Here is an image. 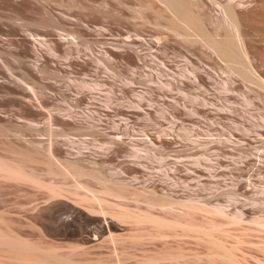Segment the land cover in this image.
Instances as JSON below:
<instances>
[{
    "label": "rangeland",
    "instance_id": "374dc122",
    "mask_svg": "<svg viewBox=\"0 0 264 264\" xmlns=\"http://www.w3.org/2000/svg\"><path fill=\"white\" fill-rule=\"evenodd\" d=\"M186 1L208 32H235L212 0ZM218 1L254 45L239 73L161 0H0V264H225L223 250L264 264L252 220L264 216V0ZM50 137L66 162L125 176L135 194L123 193L141 200L105 214L51 193L31 177L51 167L34 144Z\"/></svg>",
    "mask_w": 264,
    "mask_h": 264
},
{
    "label": "bare ground",
    "instance_id": "6f19581e",
    "mask_svg": "<svg viewBox=\"0 0 264 264\" xmlns=\"http://www.w3.org/2000/svg\"><path fill=\"white\" fill-rule=\"evenodd\" d=\"M163 1L167 7V9H170L176 20L182 25L188 26L190 28H200L205 29L208 38L207 40H203L206 46H210L212 48L213 52L218 54L220 57L225 58L233 65H236L241 60V51L245 54L247 53H255L254 51V45L246 40L241 38V23H242V16L241 12L237 10L235 6L232 4L224 6V8L218 4V0H212V4L214 6L212 15H214L216 22L218 23V27L223 24H230L231 27H234L235 32H227L226 36L223 38H218L214 33H210L206 30L204 21L205 18L198 13H194L191 9V4L189 1L186 0H161ZM221 8V13L219 14V11ZM229 21V22H228ZM231 71L235 70V73H239V69L231 65ZM52 118V119H51ZM50 121L54 118L51 117ZM52 122V121H51ZM50 122V123H51ZM54 122V120H53ZM49 123V124H50ZM54 124V123H53ZM51 127V126H50ZM84 128H94L96 130H100L96 124H89L85 126ZM69 138V137H67ZM70 139V138H69ZM43 140V139H42ZM112 142H122L124 141L122 137L115 135L110 138ZM58 141H55L53 137H50L48 142H44L41 140L35 141V146L41 151H44V155L46 154L50 159H52L50 164V168L47 166L46 169H43L45 173H41V176L33 178H38L39 182L41 184H46L50 188L51 193H60L64 190H70L76 196L79 197V200H85L92 204L94 207H98L102 212L107 214L109 212V207H112V210L114 212L120 213L121 210L117 208V206L122 208H128L127 206L130 204L131 200L140 201L141 199L138 196H129L127 194L123 193V190L130 191L131 194H135V191L133 190L134 182L130 179H127L125 176H104V175H98L91 173L87 170V168L80 164L79 161L77 162L76 166H72L69 162H66L59 154L58 150L56 149ZM56 144V145H55ZM138 150L135 151V154ZM82 154V150H79L77 152V155ZM137 155V154H136ZM47 157V158H48ZM48 158V160H49ZM75 158L82 159L84 157L77 156ZM50 161V160H49ZM48 162V161H47ZM52 164V165H51ZM22 167H26V165L21 164ZM7 169H10L12 171L18 172L17 170L13 168L6 167ZM45 168V167H44ZM21 173L24 175V171H21ZM34 174V173H33ZM35 175V174H34ZM111 196L113 197L111 199ZM62 209V207H56L54 211H58ZM71 214L68 218H72L75 222H79L80 225L84 224V222H81L84 218L81 216V214L75 210L70 211ZM217 213H220L222 215L228 216L229 213L222 207H219L216 209ZM63 211L61 210L58 214H52L55 218H63L60 221H65L67 217L62 216ZM241 218V213L239 212L236 214ZM42 218L45 219L46 214L45 212L41 215ZM85 220H88V218H84ZM254 222L264 226V216L263 217H256L252 219ZM105 222L107 223L108 231L111 232V239L113 243L115 244V250L119 251V247L117 245V238L116 235H113V226H120L119 223L114 221L113 219H109L108 216L105 217ZM76 223V224H77ZM106 226V225H105ZM105 226H102L100 230L96 231V234H101V232L104 230ZM162 235H168V233H161ZM216 245L221 246V244L215 240H213ZM27 251H29V248L26 247ZM225 262V264H241V262L236 258V256L228 250H223L222 253H219ZM48 260H44V262H48L46 264L51 263V259L39 257ZM29 259H32L30 257ZM35 259L33 263L42 264L41 259L33 258L32 261ZM39 260L37 262V260ZM55 261L58 264H76L73 263V261L67 259L64 256H55ZM149 261H154L153 259H150ZM117 264H123L122 259L119 258L117 261Z\"/></svg>",
    "mask_w": 264,
    "mask_h": 264
}]
</instances>
